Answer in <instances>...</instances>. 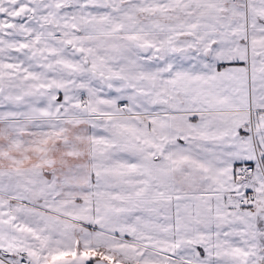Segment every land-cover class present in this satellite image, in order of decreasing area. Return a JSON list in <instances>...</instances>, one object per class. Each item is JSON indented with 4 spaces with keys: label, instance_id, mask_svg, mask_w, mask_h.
Segmentation results:
<instances>
[{
    "label": "snow or ice",
    "instance_id": "1",
    "mask_svg": "<svg viewBox=\"0 0 264 264\" xmlns=\"http://www.w3.org/2000/svg\"><path fill=\"white\" fill-rule=\"evenodd\" d=\"M0 264H264V0H0Z\"/></svg>",
    "mask_w": 264,
    "mask_h": 264
}]
</instances>
